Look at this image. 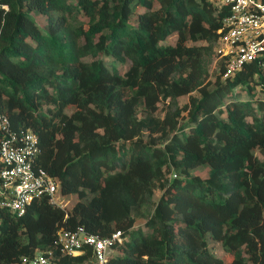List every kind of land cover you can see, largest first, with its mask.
<instances>
[{
  "label": "trees",
  "instance_id": "16d2710c",
  "mask_svg": "<svg viewBox=\"0 0 264 264\" xmlns=\"http://www.w3.org/2000/svg\"><path fill=\"white\" fill-rule=\"evenodd\" d=\"M227 14L217 0H0V114L37 135V166L75 197L0 211V264H94L60 252L57 232L77 228L121 232L107 264H264V67L223 78Z\"/></svg>",
  "mask_w": 264,
  "mask_h": 264
},
{
  "label": "built area",
  "instance_id": "2783aa9c",
  "mask_svg": "<svg viewBox=\"0 0 264 264\" xmlns=\"http://www.w3.org/2000/svg\"><path fill=\"white\" fill-rule=\"evenodd\" d=\"M217 2L228 8L216 50L217 59L225 60L223 78L249 62L255 61L264 67V0ZM38 154L37 135L29 129H13L9 119L0 114V211L21 217L42 197L60 209L68 207L73 195H62L57 179L37 166ZM123 240L120 231L106 237L88 234L82 228L57 232V245L62 254L75 257L88 248L94 264H107L108 257ZM17 264L57 263L48 252L31 258L23 257Z\"/></svg>",
  "mask_w": 264,
  "mask_h": 264
},
{
  "label": "rangeland",
  "instance_id": "374dc122",
  "mask_svg": "<svg viewBox=\"0 0 264 264\" xmlns=\"http://www.w3.org/2000/svg\"><path fill=\"white\" fill-rule=\"evenodd\" d=\"M174 43H175V36H171L166 41H164L162 44L163 45H168V44H174ZM106 63L110 64V60L106 59ZM114 64H115L114 65L115 68H117L118 71H120L121 73H123L125 71V69H126V67L128 65L127 63H125V64L114 63ZM215 72H216L215 68L211 67L210 71H209V78H213L215 76ZM234 95L235 96H239V97H237L238 99H244V100L248 99L247 94H245L243 92H240V91H236L234 93ZM260 97H261V95H260ZM185 102H186L185 98L180 99V103H185ZM205 172H206L205 169H200L198 171H195L194 174L203 177V176H205ZM160 196H161V192L159 190H155L154 196H153V202L155 203L159 199ZM70 200L71 201H69L68 207H69L70 203H73V201L75 200V197L72 196ZM143 226H144V221L139 219V218L136 219L134 224H133V228L134 229H141V228H143ZM208 246H209L210 251L215 256L220 257V258L225 257V258L229 259L228 256L224 255L223 251L221 250V248H220V246L218 244H216V243H214L212 241H208ZM111 255L112 256H116V255H118V252L114 251Z\"/></svg>",
  "mask_w": 264,
  "mask_h": 264
}]
</instances>
